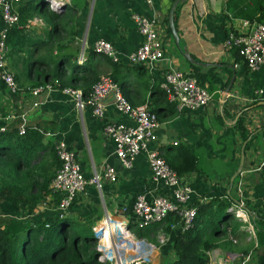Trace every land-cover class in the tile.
Instances as JSON below:
<instances>
[{
  "label": "crops",
  "instance_id": "0c3cea01",
  "mask_svg": "<svg viewBox=\"0 0 264 264\" xmlns=\"http://www.w3.org/2000/svg\"><path fill=\"white\" fill-rule=\"evenodd\" d=\"M172 2L65 0L58 7L63 13L60 17L62 29L59 44L63 52L75 54L78 64L87 59L96 62L100 76L114 72L119 77H126L124 88L127 99L135 106L147 104L150 108L158 107L153 101L159 95L158 87L165 68L177 67L183 71L196 70L204 75L216 74L218 81L205 107L192 111L176 109L173 116L160 120L157 145L163 156L179 147H186L197 156L199 169L181 176L183 182L193 189L194 204L232 194L236 200L232 202L233 206L239 200V193H242L243 210L234 212L227 209L241 222L237 236L231 234L229 239L233 243L230 244H225V239L220 238L222 244L212 248L217 256L211 264H239L248 253L247 264H264V245L258 244L253 220L264 217V143L259 132L250 146L244 149L241 171L232 183L230 181L238 166L243 144L236 121L240 117L248 131L264 126V100H254L255 88L264 83V66L252 72L243 59L236 55V50L225 47L224 39L228 30L245 29L243 19L227 15L225 0L179 1L173 18L180 48L175 47L177 42L168 25ZM133 13L158 19L157 29L161 33L164 59L152 68L127 60V55L143 40L131 17ZM4 25L0 11V32ZM27 27L34 32L33 36L45 38L50 25L35 16L28 21ZM98 38L113 45L120 56L118 63L133 67L113 69L112 59L94 53L93 44ZM183 50L189 53L193 61L184 56ZM13 58L7 54L6 63L14 74L17 91L10 92L0 78V116L11 115L12 118L1 120L7 125L20 117L24 124H41L46 128L45 137L49 141L54 144L63 142L74 153L87 178L95 173L100 176V187L89 183L86 190L76 196L65 214L90 225L92 230L98 227L103 230L106 224L107 228H111L114 224L115 238L124 243H119L118 247L114 245L107 252L106 258L112 264H130L133 259L140 264H170L175 258L173 233L165 234L164 242L159 243L158 238L157 242H153L145 237H137L133 232L136 225L132 206L136 197L144 194L150 199L157 193L168 195L171 189L152 183L145 153L138 154L130 168L124 167L116 156L114 142L104 134L103 126L108 122H132L116 110L114 92L102 98L103 113L100 116L94 115L90 106L78 108L71 96L58 88L41 93L39 104L33 106L29 87L35 81V76L24 67L22 58ZM71 63L66 64L67 72L71 71ZM231 79L230 89L225 92ZM204 84L207 85V82ZM161 108L158 111L166 110L167 106L162 104ZM106 165L115 168V180L105 178L103 172ZM247 207L250 209L247 210ZM53 213L51 209L40 210L38 204L33 212L27 214L10 203L0 202V214L5 216H28L41 222L45 216ZM123 223L132 232L128 236L117 232L125 230ZM118 234L120 238L116 237ZM242 249L247 251L244 253Z\"/></svg>",
  "mask_w": 264,
  "mask_h": 264
},
{
  "label": "trees",
  "instance_id": "16d2710c",
  "mask_svg": "<svg viewBox=\"0 0 264 264\" xmlns=\"http://www.w3.org/2000/svg\"><path fill=\"white\" fill-rule=\"evenodd\" d=\"M224 9L232 18L250 22L254 20L264 24V0H225ZM15 10L19 20L9 27L5 44L7 54L18 60L22 58L24 67H27L28 72H33L35 81L30 87L39 84H50L52 88L58 89L71 87L80 89L82 96L87 97L92 85L100 76V69L92 59L78 64L74 58L75 54L62 51L63 47L59 44L62 9L50 10L44 0H20L16 3ZM35 16L41 17L50 25L45 38L33 36L34 32L27 27L28 21ZM178 43L175 45L180 48ZM94 53L98 54L95 51ZM235 53L238 54L237 51ZM110 61L113 69L119 70L120 66L127 69L133 67ZM68 63H71L70 72L66 69ZM192 72L199 83L211 92L218 81L216 74L204 75L196 70ZM107 74L119 84L127 99L124 88L126 77H119L114 72ZM158 88L159 95L153 101L158 107L152 106L151 109L161 120L173 116L177 110L160 84ZM162 104L167 106V109L158 111L162 109ZM1 123L0 121V125ZM20 125L24 127L22 133L19 131ZM236 126L241 139L246 141L244 149H247L258 132L248 131L240 117ZM45 131L46 128L41 124H24L20 117L8 123L4 130H0V202L10 203L27 214L33 212L50 191L51 179L60 166L55 144L45 137ZM164 158L179 176L199 169L197 156L186 147H179L164 155ZM59 199L57 195L53 198L50 206L54 213L45 216L41 222L29 217L23 219L21 216L17 218L0 214V264H112L108 259L99 258V239L90 225L57 210ZM233 201L235 196L229 194L225 198L212 199L206 203L196 202L197 215L193 226L186 230L176 229L179 216L170 211L163 222L144 228L136 227L133 232L137 237H145L153 242H157L160 231L167 235L173 233L172 247L175 258L170 264H210L207 250L222 244L220 238L225 239V244L233 243L227 238L228 233L233 237L237 236L241 222L227 210ZM253 220L258 244L264 245V217H256ZM112 230L114 224L111 228L106 226L100 235L107 238ZM241 251L245 253L247 249Z\"/></svg>",
  "mask_w": 264,
  "mask_h": 264
},
{
  "label": "built area",
  "instance_id": "2783aa9c",
  "mask_svg": "<svg viewBox=\"0 0 264 264\" xmlns=\"http://www.w3.org/2000/svg\"><path fill=\"white\" fill-rule=\"evenodd\" d=\"M19 1L0 0L1 16L5 24L0 32V78L10 92H16L18 85L13 72L7 68L5 39L9 27L16 24L19 20V15L15 10V5ZM64 1L44 0V3L47 8L55 9L60 7ZM147 2L152 3L153 0H147ZM131 17L138 32L143 36V40L127 55V60L132 64L142 63L152 68L164 59L161 33L157 29L158 19L149 18L139 13H133ZM244 24L245 29L241 31L237 29L227 31L224 45L228 49L236 50L247 68L253 72L264 66V24L254 20L251 22L244 20ZM93 49L108 56L115 62L120 59L113 45L102 38L95 40ZM162 74L163 76L159 83L160 87L165 91L168 100L174 103L178 111L196 110L205 107L210 102L211 92L199 83L192 71L168 67L162 71ZM29 88L33 106L39 104L38 97L41 93L54 89L50 84H39ZM62 90L71 96L78 108L82 109L90 106L93 114L97 116L103 113L102 98L109 92H114L116 110L132 122V124L122 121L108 122L103 126L104 134L114 142L116 156L124 167L130 168L136 156L140 153H145L152 183L156 186L163 185L171 189L168 195L157 193L150 199L146 198L144 194H139L136 197L132 206L136 227L144 228L154 223L159 224L164 221L170 211L176 212L179 216V223L176 224V229L186 230L193 226L194 218L197 215V206L192 200L193 189L188 183L183 182L181 176L169 166L157 145V130L160 125L157 114L147 104L136 106L130 104L122 93L119 84L108 74L101 75L94 82L87 97L82 96L80 89L64 87ZM258 99L264 100V83L255 88L254 100ZM11 118V115L0 116V120ZM3 120H1L0 130H4L6 127ZM19 131L21 133L24 132L23 125L19 126ZM55 150L60 159V166L51 179L50 191L44 196L39 206L40 210L51 209L52 211L53 209L50 205L53 198L57 195L60 198L57 210L66 212L76 196L84 192L89 183H94L100 187V176L95 173L90 178H87L80 162L65 143H56ZM103 174L109 181L116 179V170L113 166L106 165ZM239 195L238 202L233 206L230 205L228 207L229 210L234 212L243 210L242 193L240 192ZM27 217L21 216L23 219ZM46 225L48 224L46 223ZM123 226L125 232L118 233L125 234V236L130 235L131 231L128 226L126 224ZM101 230L102 228L98 227L94 228L93 232L95 235H99ZM231 237V233H228V238ZM157 238L159 243L164 242L165 233L160 231ZM206 253L211 264L216 259V251L211 248ZM249 255L250 253L246 254L239 264H247ZM131 261V263L140 264L135 259Z\"/></svg>",
  "mask_w": 264,
  "mask_h": 264
},
{
  "label": "water",
  "instance_id": "95a60500",
  "mask_svg": "<svg viewBox=\"0 0 264 264\" xmlns=\"http://www.w3.org/2000/svg\"><path fill=\"white\" fill-rule=\"evenodd\" d=\"M179 1H184V0H174L172 2V5L170 7V10H169V14H168V25H169V28H170V31L173 35V38L174 40L178 43L179 42V36H178V33H177V30H176V27H175V23H174V18H173V14H174V9L177 5V3ZM183 54L186 58H188L189 60L193 61V59L191 58V56L189 55V53L186 51V50H183ZM232 81L233 79H231L229 85L227 86L226 88V91L225 92H228V90L230 89V86L232 84ZM257 132H259V137H261L262 139V142L264 143V126H262L261 128H259L257 130ZM246 144V141L243 142L242 144V148H241V152H240V156H239V162H238V166L236 168V170L232 173L231 177H230V181L231 183L233 182L234 178L238 175V173L241 171L242 169V166H243V162H244V156H245V152H244V146ZM236 201V200H235ZM238 201V200H237ZM248 210V209H247ZM254 213V212H253ZM123 225H125L123 223Z\"/></svg>",
  "mask_w": 264,
  "mask_h": 264
},
{
  "label": "rangeland",
  "instance_id": "374dc122",
  "mask_svg": "<svg viewBox=\"0 0 264 264\" xmlns=\"http://www.w3.org/2000/svg\"><path fill=\"white\" fill-rule=\"evenodd\" d=\"M176 47V45H175ZM177 49V48H176ZM258 148V147H257ZM118 231H122V230H117ZM116 231L115 230H112L109 232V235L107 236V238H103L100 234L99 235H96L98 237V244H97V248L98 250L101 252V255L99 256V258L102 259L105 258V259H108L106 258V255L108 254L107 252L110 251V249L115 245L116 247L119 246V243H124L123 240H119V239H116L115 238V233ZM122 232H125L122 231ZM100 233V232H98ZM132 233V232H131ZM113 234V235H112ZM119 235V234H118ZM116 237H119L120 238V235ZM113 241V242H112ZM19 242H20V239H19ZM105 256V257H104ZM109 260V259H108ZM111 262V260H109Z\"/></svg>",
  "mask_w": 264,
  "mask_h": 264
},
{
  "label": "clouds",
  "instance_id": "9594fccd",
  "mask_svg": "<svg viewBox=\"0 0 264 264\" xmlns=\"http://www.w3.org/2000/svg\"><path fill=\"white\" fill-rule=\"evenodd\" d=\"M95 234V233H94ZM101 234V233H100Z\"/></svg>",
  "mask_w": 264,
  "mask_h": 264
},
{
  "label": "bare ground",
  "instance_id": "6f19581e",
  "mask_svg": "<svg viewBox=\"0 0 264 264\" xmlns=\"http://www.w3.org/2000/svg\"><path fill=\"white\" fill-rule=\"evenodd\" d=\"M107 231V230H106Z\"/></svg>",
  "mask_w": 264,
  "mask_h": 264
}]
</instances>
